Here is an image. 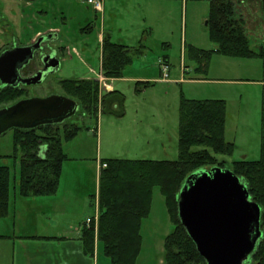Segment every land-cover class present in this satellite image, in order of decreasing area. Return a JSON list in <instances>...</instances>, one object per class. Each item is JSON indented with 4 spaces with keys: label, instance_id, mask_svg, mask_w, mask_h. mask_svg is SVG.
I'll list each match as a JSON object with an SVG mask.
<instances>
[{
    "label": "rangeland",
    "instance_id": "rangeland-1",
    "mask_svg": "<svg viewBox=\"0 0 264 264\" xmlns=\"http://www.w3.org/2000/svg\"><path fill=\"white\" fill-rule=\"evenodd\" d=\"M233 1L243 17L249 46L257 53L264 46L261 0ZM101 4L104 8L96 11L87 0H0V51L43 36L46 49H69L64 47L60 54L57 71L39 83L23 85L20 98L64 94L63 79L96 80L101 31L111 30L112 40L128 45L132 57L118 79L106 81L102 73L98 80L99 96L106 93L104 82L122 92V109H109V105L104 109L99 102L98 111L88 113L80 108L61 123L79 128L62 142L67 158L54 194H19L20 150L15 151L14 131L10 128L0 134V165L8 166L10 173L8 209L0 218L3 236L53 234L63 224L83 225L94 215V204L91 207L88 199L92 203L98 199L104 158L177 159L181 98L225 101L224 139L233 143L229 154H217L226 161L225 168L234 160L260 158L263 58L215 51L207 24L210 0H102ZM90 23L92 28L87 27ZM52 31L57 38L49 37ZM74 47L78 54L72 52ZM192 48L205 50L207 55L195 56ZM38 67L30 66L23 73L28 75ZM173 229L165 200L155 187L148 215L141 223L135 264H164L165 237ZM14 251L12 241L0 238V264H14ZM92 258L93 264H110L100 246Z\"/></svg>",
    "mask_w": 264,
    "mask_h": 264
},
{
    "label": "trees",
    "instance_id": "trees-1",
    "mask_svg": "<svg viewBox=\"0 0 264 264\" xmlns=\"http://www.w3.org/2000/svg\"><path fill=\"white\" fill-rule=\"evenodd\" d=\"M233 0H210L207 19L209 37L217 53L233 56H262L263 45L256 53L249 46L243 17ZM194 55L207 52L192 48ZM130 49L108 38L102 43L101 72L108 78L122 75L131 60ZM203 60V59H202ZM64 95L82 104L85 112L98 111L99 102L109 109H122V92L112 90L99 96L93 78L63 79ZM23 86H0V105L20 99ZM121 114L123 112H120ZM226 103L222 99L181 98L179 108L178 157L174 160L104 158L98 183V225L83 226V251L92 255L95 236L98 247L110 264H135L141 246L140 227L149 212L153 189L158 187L174 223L165 237L164 264H206L181 225L177 215V196L185 178L200 168L226 167L217 154H229L233 143L224 139ZM62 123V122H61ZM44 124L34 128H12L15 151L20 150L19 194L51 195L57 190L62 162L67 158L62 142L72 138L75 124ZM261 155L255 160H234L229 169L246 184L251 199L261 208L262 236L245 264H264V95L262 97ZM9 168L0 165V218L7 213ZM94 204V203H92ZM3 237L0 234V238Z\"/></svg>",
    "mask_w": 264,
    "mask_h": 264
},
{
    "label": "water",
    "instance_id": "water-1",
    "mask_svg": "<svg viewBox=\"0 0 264 264\" xmlns=\"http://www.w3.org/2000/svg\"><path fill=\"white\" fill-rule=\"evenodd\" d=\"M264 18V0H261ZM54 35V36H53ZM50 38L56 34H49ZM39 37L0 54V84L17 86L41 82L57 71L60 59L55 51L44 54V66L31 76L20 69L41 47ZM75 99L64 94L20 98L0 107V134L10 128L29 129L65 121L78 110ZM177 215L206 264H243L259 242L260 206L251 199L246 184L232 170L213 166L190 173L177 196Z\"/></svg>",
    "mask_w": 264,
    "mask_h": 264
},
{
    "label": "crops",
    "instance_id": "crops-1",
    "mask_svg": "<svg viewBox=\"0 0 264 264\" xmlns=\"http://www.w3.org/2000/svg\"><path fill=\"white\" fill-rule=\"evenodd\" d=\"M104 7L101 4L102 10ZM95 9V8H94ZM96 10V9H95ZM98 11V10H96ZM55 31L50 32L49 34H54ZM58 35H56L55 38H57ZM99 42L101 43V40L103 38H108L109 40H112V31H108L105 33L104 31L99 32L98 34ZM115 43H118L116 41H113ZM120 44V43H119ZM124 45V44H123ZM127 48L130 49L128 45H126ZM65 50H69L65 46ZM77 53V50L75 47L73 48L72 52ZM101 63V57L99 59V66ZM94 70V69H91ZM98 74H102L101 67L98 70ZM95 78H98V76H95ZM116 78H108L105 77V80H113L118 79ZM104 92H109L113 89L112 83H103ZM119 91V90H118ZM121 92V91H120ZM115 107V105H113ZM123 114V113H122ZM85 195H82V205L85 201ZM87 199V198H86ZM96 201L94 202V212L96 207ZM63 202H67L66 200ZM88 204L92 207V201L89 198ZM81 205V206H82ZM82 210V209H81ZM85 226L82 225L81 222L77 224V226L67 224V225H61V227L57 230L56 233H46V234H39V233H25L21 235H16L13 237L3 236L1 238L8 239L9 241H12V244L15 248L14 251V264H93V258L92 256H88L83 251V245L81 241V229ZM96 231V230H94ZM95 249L98 251V245L97 240L95 236Z\"/></svg>",
    "mask_w": 264,
    "mask_h": 264
},
{
    "label": "flooded vegetation",
    "instance_id": "flooded-vegetation-1",
    "mask_svg": "<svg viewBox=\"0 0 264 264\" xmlns=\"http://www.w3.org/2000/svg\"><path fill=\"white\" fill-rule=\"evenodd\" d=\"M87 27H89V28H92L93 27V25H92V23H90V24H88L87 25ZM105 40V38H103L102 40H101V48H102V43H103V41ZM36 40H31V41H29L28 43H26L25 45H29V44H32V43H34ZM46 42V41H45ZM45 42H43V43H45ZM43 43H41V47H39L37 50H35L34 51V53H33V57L26 63V64H24L23 65V67L20 69V75L22 76V77H26V76H31V75H33L34 73H36L39 69H41L43 66H44V63L42 62V58H43V56H44V54H46V53H49V52H51V51H55V54H56V56L60 59V54L61 53H63L65 50H64V47L65 46H58V47H56V48H53V47H51V48H48V49H46V47H43ZM15 46H19V44H16ZM15 46H12V47H10V48H4V49H2L1 51H0V54L3 52V51H5V50H7V49H11V48H13V47H15ZM77 54H78V52H77ZM30 66H40V67H38L36 70H34V71H29L27 74L28 75H26L25 73H23V71L24 70H26V69H28ZM101 66V65H100ZM99 66V67H100ZM98 78H96V81H97V83H98ZM0 86H2L1 84H0ZM11 86V85H10ZM17 86H23V84H21V83H19ZM76 102L78 103V110L80 109V108H82V110L85 112V110L83 109V107H82V104H80L77 100H76ZM78 110H77V112H78ZM76 112V113H77ZM75 113V114H76ZM74 114V115H75Z\"/></svg>",
    "mask_w": 264,
    "mask_h": 264
},
{
    "label": "built area",
    "instance_id": "built-area-1",
    "mask_svg": "<svg viewBox=\"0 0 264 264\" xmlns=\"http://www.w3.org/2000/svg\"><path fill=\"white\" fill-rule=\"evenodd\" d=\"M101 1L102 0H87L88 3H91L93 4V7L96 9V10H100L101 9ZM264 47V46H263ZM262 58H263V62H264V49H263V55H262ZM162 72H163V76H167V72H166V66H164L162 69ZM98 76V79H100V75L101 74H96ZM106 164L101 162V168L104 167ZM97 207V205H96ZM84 225L86 227H93L94 230L97 229V225H98V208L95 209V212H94V215L92 217H87L85 222H84Z\"/></svg>",
    "mask_w": 264,
    "mask_h": 264
}]
</instances>
